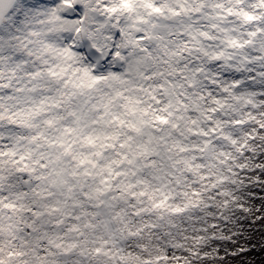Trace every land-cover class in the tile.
I'll return each mask as SVG.
<instances>
[{"label":"clouds","instance_id":"9594fccd","mask_svg":"<svg viewBox=\"0 0 264 264\" xmlns=\"http://www.w3.org/2000/svg\"><path fill=\"white\" fill-rule=\"evenodd\" d=\"M0 264H264V0H0Z\"/></svg>","mask_w":264,"mask_h":264}]
</instances>
